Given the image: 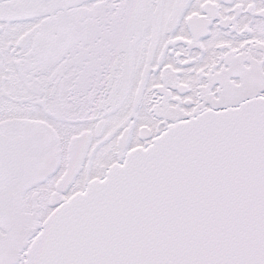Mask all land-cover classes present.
Wrapping results in <instances>:
<instances>
[{"label": "snow or ice", "instance_id": "snow-or-ice-1", "mask_svg": "<svg viewBox=\"0 0 264 264\" xmlns=\"http://www.w3.org/2000/svg\"><path fill=\"white\" fill-rule=\"evenodd\" d=\"M0 264H264V0H0Z\"/></svg>", "mask_w": 264, "mask_h": 264}]
</instances>
